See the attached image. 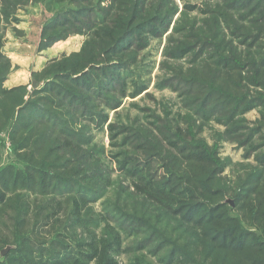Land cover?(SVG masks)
<instances>
[{
  "label": "trees",
  "instance_id": "obj_1",
  "mask_svg": "<svg viewBox=\"0 0 264 264\" xmlns=\"http://www.w3.org/2000/svg\"><path fill=\"white\" fill-rule=\"evenodd\" d=\"M37 2L40 53L83 47L6 88L5 29ZM204 2L0 0V264H264V0ZM166 34L157 87L178 102L110 122L149 90L136 56ZM107 123L110 156L86 134Z\"/></svg>",
  "mask_w": 264,
  "mask_h": 264
},
{
  "label": "rangeland",
  "instance_id": "obj_2",
  "mask_svg": "<svg viewBox=\"0 0 264 264\" xmlns=\"http://www.w3.org/2000/svg\"><path fill=\"white\" fill-rule=\"evenodd\" d=\"M176 2L179 7V13L186 4L203 5L205 3L204 0H176ZM51 16V12L47 9L46 3L37 2V4H30L27 7H19L10 18L12 23L5 29L4 46L2 48V52L12 64V69L8 76V78L10 77V79L13 80L10 85H18L27 82L26 86H28L30 91L36 89L33 87V84L38 82L34 79L32 74L33 72H40L43 69H39L42 62L46 61L47 63L49 58L59 57L63 53L70 54L72 52H78L82 49L85 37L77 36L71 38L64 44H57L43 53L39 52L38 49L41 41L42 28L44 24L50 20ZM1 26H4V23H1ZM172 30L173 27L170 28L169 32ZM167 36L166 34L161 40L153 41L145 52L136 56L139 66L135 68V72L141 79L149 82V90L136 99L126 98L121 109L117 111H108V114H110V122L116 124L120 123L122 125L133 122L140 114L137 106L148 109L149 107H155L157 101H170L172 104L178 102L175 93L168 89L163 90L157 87L167 72L165 66L167 61L164 57L169 39ZM181 63L185 62L182 61ZM170 65V68L175 66L169 63V66ZM5 87L9 88L6 85ZM144 115L145 113H141V116ZM257 117L258 114L255 111H252L247 116L250 121H254ZM109 123H107L104 128H98L97 126L88 127L86 134L94 140V143L104 145L107 149V155L110 156L113 151L110 147V133L107 131ZM212 134L213 132L211 130H205L204 136L211 144L214 142V136ZM2 139L6 140L8 149L10 147L9 138L7 137L6 139L3 135ZM223 146L224 147L221 148L222 157H231L234 161H241L243 152L238 150L235 145L226 143L223 144ZM96 207L98 209L100 208L98 205H96ZM126 263L125 261V264Z\"/></svg>",
  "mask_w": 264,
  "mask_h": 264
},
{
  "label": "crops",
  "instance_id": "obj_3",
  "mask_svg": "<svg viewBox=\"0 0 264 264\" xmlns=\"http://www.w3.org/2000/svg\"><path fill=\"white\" fill-rule=\"evenodd\" d=\"M26 57H29V56H26ZM32 59V58H31ZM45 64H46V61L45 62H42L41 63V67L39 68V69H42L44 66H45ZM39 69H37L38 71H40ZM36 70V71H37ZM14 79V78H13ZM13 82V80L12 79H10V77L8 78V80L6 81V83H5V85L7 86V87H9V88H12V87H17V86H21V85H27V82H24V83H22V84H18V85H10V83H12ZM10 85V86H9Z\"/></svg>",
  "mask_w": 264,
  "mask_h": 264
},
{
  "label": "water",
  "instance_id": "obj_4",
  "mask_svg": "<svg viewBox=\"0 0 264 264\" xmlns=\"http://www.w3.org/2000/svg\"><path fill=\"white\" fill-rule=\"evenodd\" d=\"M33 87H34V88H37V87H38V84H37V83H34V84H33Z\"/></svg>",
  "mask_w": 264,
  "mask_h": 264
}]
</instances>
